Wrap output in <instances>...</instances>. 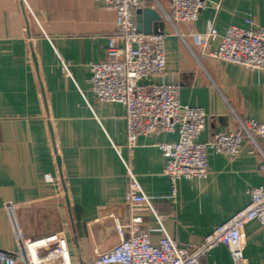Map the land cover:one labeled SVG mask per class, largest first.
Listing matches in <instances>:
<instances>
[{"label": "crops", "instance_id": "0c3cea01", "mask_svg": "<svg viewBox=\"0 0 264 264\" xmlns=\"http://www.w3.org/2000/svg\"><path fill=\"white\" fill-rule=\"evenodd\" d=\"M142 6L159 10L166 32V69L145 81L176 83L182 103L206 110L200 141L264 121V70L203 56L193 37L209 22L220 33L250 27L248 18L264 25V0H206L194 21L169 20L171 0ZM116 29L117 12L106 0H0V249L17 254L26 240L53 236L68 247L71 264H97L96 251L120 239L116 220L125 224L131 216L126 163L181 244L200 242L251 201V188L264 186V135L257 132L245 134L235 154L210 151L204 177L173 180L165 172L159 144L177 140L178 127L142 134L129 147L125 105L101 100L89 81L91 62L105 58ZM49 172L61 181L46 180ZM132 214L143 217V230L158 245L163 231L149 206ZM243 234L248 263L264 264V222L250 221ZM29 257L16 264H30ZM232 263L224 243L201 258Z\"/></svg>", "mask_w": 264, "mask_h": 264}, {"label": "built area", "instance_id": "2783aa9c", "mask_svg": "<svg viewBox=\"0 0 264 264\" xmlns=\"http://www.w3.org/2000/svg\"><path fill=\"white\" fill-rule=\"evenodd\" d=\"M117 12L116 33L110 37L105 58L91 62L89 81L98 98L119 101L126 107L128 145L132 148L140 135L154 131L179 130V138L159 144L167 163L165 172L173 180L181 177H204L209 173L208 155L235 154L243 146L245 134L264 135V121L242 122L234 132H216L208 141L199 136L206 127L207 112L202 106L184 104L180 100V86L176 83L149 84L145 80L166 69L164 33L145 34L137 29L136 11L143 0H106ZM171 21H194L206 6V0H171ZM250 27L229 25L224 33L208 23L204 32H193L203 56L241 64L247 68L264 70V25L247 19ZM221 37L217 48L209 49L211 41ZM121 41V42H120ZM126 163V162H125ZM130 175L127 200L131 208L128 223L116 220L119 241L105 251H96L97 264H201V258L219 244L228 245L232 264H249L244 256L243 232L254 219L264 222V186L251 188V201L217 225L200 242L181 244L165 228L148 194L126 163ZM45 179L60 182L61 177L46 173ZM147 204L160 223L163 237L153 244L150 234L143 230V217L132 214L137 205ZM126 229L130 235H126ZM43 236L28 239L17 254L0 249V264H16L19 257H29L30 264L57 261L71 264L68 247L59 237ZM36 251V257L33 253ZM47 248L39 257L38 251Z\"/></svg>", "mask_w": 264, "mask_h": 264}, {"label": "water", "instance_id": "95a60500", "mask_svg": "<svg viewBox=\"0 0 264 264\" xmlns=\"http://www.w3.org/2000/svg\"><path fill=\"white\" fill-rule=\"evenodd\" d=\"M137 29L145 34L164 33L165 21L155 7L142 6L137 9Z\"/></svg>", "mask_w": 264, "mask_h": 264}, {"label": "bare ground", "instance_id": "6f19581e", "mask_svg": "<svg viewBox=\"0 0 264 264\" xmlns=\"http://www.w3.org/2000/svg\"><path fill=\"white\" fill-rule=\"evenodd\" d=\"M34 248V247H33ZM35 258H36V256H35Z\"/></svg>", "mask_w": 264, "mask_h": 264}]
</instances>
